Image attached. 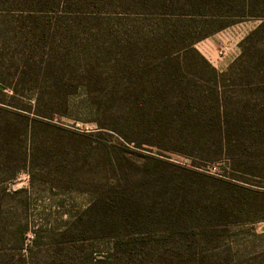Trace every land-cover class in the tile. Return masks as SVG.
<instances>
[{"label": "trees", "instance_id": "trees-1", "mask_svg": "<svg viewBox=\"0 0 264 264\" xmlns=\"http://www.w3.org/2000/svg\"><path fill=\"white\" fill-rule=\"evenodd\" d=\"M149 1L154 10L144 16L158 24L141 41L152 47L127 53L128 64L123 52L112 50L67 48L58 57L53 53L63 46L45 39V22L59 14L55 0H0V147H34L41 126L89 148L81 160L91 174L90 202L64 237L73 241L79 231L77 240H106V252H89L91 264H204L186 255L203 242L218 249L230 227L264 221V0ZM15 19L17 31L8 29ZM244 19L260 24L227 69L217 70L196 44ZM31 27L41 28L40 47L28 42ZM11 32L16 43L28 45L21 65L5 60L4 37ZM43 75L60 78L50 88L63 91L58 100L64 107L77 90L86 91L82 102L95 115L97 131L71 130L36 109L46 90ZM24 88L32 90L30 97ZM173 155L192 163H174ZM221 162H229L230 177L203 171ZM27 164L25 156L9 179ZM169 245L177 256L165 255Z\"/></svg>", "mask_w": 264, "mask_h": 264}, {"label": "rangeland", "instance_id": "rangeland-1", "mask_svg": "<svg viewBox=\"0 0 264 264\" xmlns=\"http://www.w3.org/2000/svg\"><path fill=\"white\" fill-rule=\"evenodd\" d=\"M55 4L59 14L51 15L53 22H45L50 25L45 39L53 43L54 47L58 44L63 46L53 53L58 57L61 52L68 51L67 48L80 53L112 50L123 52L129 64L127 53L152 47L141 41L146 39L145 33L150 26L158 24V18L144 16L152 14L154 10L149 0H55ZM133 12L138 14L128 15ZM18 22L20 19L12 21L8 29L15 28L17 31ZM0 23H4L2 19ZM259 24V20L244 19L216 33H232L235 41L240 39L234 43L236 54L231 63L240 54L241 41ZM40 34V27H31L28 42H38L40 47L44 41L39 38ZM4 38L7 64L12 66L11 62H18L21 65V55H27V52H22L28 50V45L23 44L22 40L17 41L22 43H16L13 32ZM204 43H210L215 58L220 59L225 44L221 43L218 36L198 42L196 48L199 52ZM39 47L37 51H40ZM0 48H3L1 39ZM30 55L37 56L35 53ZM70 70L72 77L77 78L72 67ZM43 78L46 90L40 98V104L36 106L37 110L53 113V123L74 131L89 133L98 130V124L91 121L95 120V115H89L92 113L85 109L82 102L88 99L86 91L77 90L64 107L58 100L63 96V91L50 88L60 83V78L55 76L49 79L46 75ZM5 92L10 94L8 90ZM23 92L28 97L32 95V90L28 88H24ZM27 101L32 99L26 98L23 102ZM23 102L20 104L23 105ZM38 127L35 135L37 145L34 147L8 151L0 147V264H91L89 252L92 248L97 247L106 252L109 243L103 240L92 245L77 240L79 231L73 233V241L64 237L74 217L90 202L91 174L86 172L89 168H84L81 160L89 148L79 144L77 138L64 135L59 130ZM25 156L29 167L19 172L14 179H9L16 164H23ZM171 158L174 163L187 167L192 163V159L185 156L173 155ZM209 166L219 169L218 177L228 178L232 175L229 162L211 163ZM80 189L85 192L75 191ZM222 233L218 249L211 250L214 244L203 242L197 251L184 255L196 261L203 258L204 264H264V221L233 226ZM166 250L168 258L178 254L176 248L170 245ZM153 257L158 258L159 255L155 253Z\"/></svg>", "mask_w": 264, "mask_h": 264}, {"label": "crops", "instance_id": "crops-1", "mask_svg": "<svg viewBox=\"0 0 264 264\" xmlns=\"http://www.w3.org/2000/svg\"><path fill=\"white\" fill-rule=\"evenodd\" d=\"M222 35V36H221ZM218 36V39L221 40V43H224L225 46L223 47V55L218 58H215V55L212 51V46L210 43H204L203 48H200V52L208 58V60L212 63V65L219 69V71H222L225 69L233 60V56L236 54L234 50V43H237L240 39L235 41V36L232 35V33H226V34H220V35H213ZM211 36V37H213ZM209 37V38H211ZM235 41V42H234ZM200 43V42H199Z\"/></svg>", "mask_w": 264, "mask_h": 264}, {"label": "built area", "instance_id": "built-area-1", "mask_svg": "<svg viewBox=\"0 0 264 264\" xmlns=\"http://www.w3.org/2000/svg\"><path fill=\"white\" fill-rule=\"evenodd\" d=\"M205 172H208L213 175L220 176L219 169L216 166H209L207 169H205Z\"/></svg>", "mask_w": 264, "mask_h": 264}]
</instances>
